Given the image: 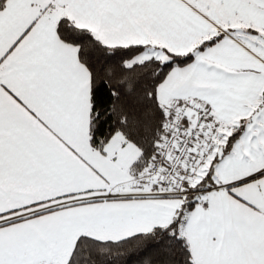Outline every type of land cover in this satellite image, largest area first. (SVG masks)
Instances as JSON below:
<instances>
[{
	"label": "snow or ice",
	"instance_id": "6c2138e0",
	"mask_svg": "<svg viewBox=\"0 0 264 264\" xmlns=\"http://www.w3.org/2000/svg\"><path fill=\"white\" fill-rule=\"evenodd\" d=\"M134 257L264 264V0H0V264Z\"/></svg>",
	"mask_w": 264,
	"mask_h": 264
},
{
	"label": "trees",
	"instance_id": "16d2710c",
	"mask_svg": "<svg viewBox=\"0 0 264 264\" xmlns=\"http://www.w3.org/2000/svg\"><path fill=\"white\" fill-rule=\"evenodd\" d=\"M151 254L155 255V252L153 251ZM130 264H138V260L137 258H133L131 261H130Z\"/></svg>",
	"mask_w": 264,
	"mask_h": 264
}]
</instances>
